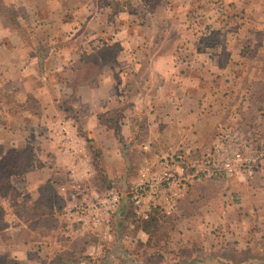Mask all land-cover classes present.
I'll use <instances>...</instances> for the list:
<instances>
[{
    "label": "crops",
    "instance_id": "0c3cea01",
    "mask_svg": "<svg viewBox=\"0 0 264 264\" xmlns=\"http://www.w3.org/2000/svg\"><path fill=\"white\" fill-rule=\"evenodd\" d=\"M153 1L137 18L126 16L136 23L115 29L118 38L107 36L104 0L3 1L15 13L0 10V149L17 156L7 177L24 178L26 197L22 221L9 206L8 217L0 218V227L8 222L0 228V257L95 264L86 255L90 241L66 233L59 213L70 199L92 198L113 185L122 201L96 264L264 262V58L221 59L214 42L194 60H176V48L192 44L138 36L168 2ZM190 3L183 2L187 16ZM94 19L98 27L90 30ZM83 25L86 38L78 41ZM68 31L76 33L75 43L62 37ZM232 62L246 66L245 81L224 73ZM233 111L235 120H243L233 129L260 141L255 173L203 176L181 191L170 213L135 215L132 186L157 170L165 153L207 151Z\"/></svg>",
    "mask_w": 264,
    "mask_h": 264
},
{
    "label": "rangeland",
    "instance_id": "374dc122",
    "mask_svg": "<svg viewBox=\"0 0 264 264\" xmlns=\"http://www.w3.org/2000/svg\"><path fill=\"white\" fill-rule=\"evenodd\" d=\"M3 1L7 2L9 0H0V10L2 9L6 13H15V10H13V8L9 6V4H4ZM104 1L105 3L103 4V9H107V17L104 18V21L105 23H107L108 26L111 27L110 34H108L107 36H113V38H118V35L114 36L113 33H116L115 29H117L120 25L123 26L124 24H128L127 26L128 28H130L134 26L131 20L136 23L135 18L131 19L128 17L126 19L127 15L131 13L132 17L137 18L136 12H139V9H141L142 11H147L149 7V0H142V2L141 0ZM173 1L174 0H171L170 2V0H168V2L161 4V7L155 10L156 19L149 21L143 28V31L138 32L139 37H146L145 35L149 34V36H152V40H160L170 43H179L180 39L182 38L184 41H187L186 44H192V49H188L187 47H185L184 49L182 45L178 46V48H176V50L174 51V58L176 60H186L187 58H189V60H194V56H197L198 51L202 50L207 45H211L214 42L219 44L218 50L220 51L221 59L231 58V61L232 59H234L233 61H236V59L241 61L244 58L252 57L254 59L263 60L264 0ZM183 2H191L189 8V16H187L186 14L187 6H184ZM170 3L173 4L171 5ZM168 10H174L177 15H168ZM18 11L22 12L21 6L18 7ZM10 15L11 14H9L8 17H4H6L8 21H10L9 17L12 19ZM83 26L85 27L84 34H79L81 32H78V41L79 39L80 41H83L86 38L85 35L87 31V26ZM97 27V22L94 19L91 22L89 29L96 30ZM181 32H184L182 36ZM71 33L72 31H68L62 37L66 38V41L68 42L75 43L77 41H75V39H77V37L75 36L76 33H74L73 35H71ZM139 37L137 38L138 40ZM101 38L102 35L100 34V36L96 37V41H100ZM259 41H263V43L260 42V44L258 45L257 43ZM203 51L206 52V50ZM70 52H73V50H69V53ZM235 63L236 62H232V66L227 65L225 67L224 73L228 75L229 73L234 74V72H236L239 75L240 81H245L247 77L246 66H237L235 65ZM47 88L50 89L51 85H47ZM234 112L235 111H233L232 113H228L226 118L223 119L222 123L217 126L218 129L214 133L212 139L215 137V134L220 130L226 127H233L234 124L237 125L240 124V122L243 123V120L241 119L240 122L235 120ZM1 134L2 132H0V135ZM258 142L260 143V141H257V144ZM4 151L5 149H0V156L3 157L2 159H0V171H3L2 174L4 173V171L10 174V166L12 163L9 161H14L17 156L15 154H11L7 157L6 152L4 153ZM204 151L205 150L192 149L191 151H189L190 157H186L192 159L197 158ZM23 164L24 163L22 161L15 163V168L17 169V171L23 168ZM24 181V178H22L21 176L16 178L3 177L2 179H0V218L2 216H4V218L8 217L4 214H6L5 208L9 206V208L12 210V213L15 212V217L17 215V219L22 221V218L24 216L23 201H25L24 197H26V194H24ZM9 218L11 219L12 217L10 216ZM6 223L4 222V224L0 228L5 227ZM61 223L62 225L65 224L64 222ZM216 231H218V233L224 232L222 228H219ZM16 233H18V237L21 236L20 230L16 229ZM256 264H264V262L262 261Z\"/></svg>",
    "mask_w": 264,
    "mask_h": 264
},
{
    "label": "built area",
    "instance_id": "2783aa9c",
    "mask_svg": "<svg viewBox=\"0 0 264 264\" xmlns=\"http://www.w3.org/2000/svg\"><path fill=\"white\" fill-rule=\"evenodd\" d=\"M252 135L226 127L215 134L209 149L197 158L163 154L157 170L130 190L134 214L147 219L155 210L170 213L176 208L181 191L203 176L253 175L263 153ZM122 195L116 187L109 186L100 195L70 199L61 207L59 217L65 223L62 229L68 234L81 233L90 241L86 255L92 263L99 261L104 241L111 239L112 217Z\"/></svg>",
    "mask_w": 264,
    "mask_h": 264
},
{
    "label": "trees",
    "instance_id": "16d2710c",
    "mask_svg": "<svg viewBox=\"0 0 264 264\" xmlns=\"http://www.w3.org/2000/svg\"><path fill=\"white\" fill-rule=\"evenodd\" d=\"M160 2H161V0L153 1V6L158 5ZM4 168H5V166H4ZM2 172L3 171H0V176H3V177H7L8 176V172L4 171L3 174H2ZM3 177H0V179H2ZM0 196H1V193H0ZM0 264H24V263H21V262H18V261H13L11 259L6 258L5 256H1L0 257ZM75 264H81V260L80 259L79 260L76 259L75 260Z\"/></svg>",
    "mask_w": 264,
    "mask_h": 264
}]
</instances>
